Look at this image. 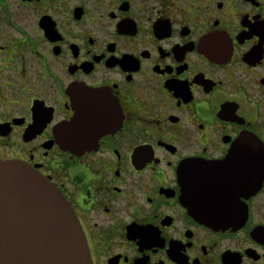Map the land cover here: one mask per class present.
<instances>
[{
	"label": "flooded vegetation",
	"instance_id": "obj_1",
	"mask_svg": "<svg viewBox=\"0 0 264 264\" xmlns=\"http://www.w3.org/2000/svg\"><path fill=\"white\" fill-rule=\"evenodd\" d=\"M8 160L93 264H264V0H0Z\"/></svg>",
	"mask_w": 264,
	"mask_h": 264
},
{
	"label": "water",
	"instance_id": "obj_2",
	"mask_svg": "<svg viewBox=\"0 0 264 264\" xmlns=\"http://www.w3.org/2000/svg\"><path fill=\"white\" fill-rule=\"evenodd\" d=\"M0 264H93L65 196L20 160L0 162Z\"/></svg>",
	"mask_w": 264,
	"mask_h": 264
}]
</instances>
